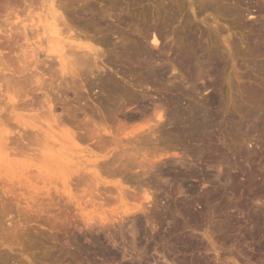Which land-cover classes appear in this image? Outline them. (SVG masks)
<instances>
[{
	"label": "rangeland",
	"instance_id": "rangeland-1",
	"mask_svg": "<svg viewBox=\"0 0 264 264\" xmlns=\"http://www.w3.org/2000/svg\"><path fill=\"white\" fill-rule=\"evenodd\" d=\"M69 1H54L66 20L60 29L64 26L67 33L62 29L61 36L54 38L44 27L42 48L38 50L43 53L36 62L30 17L37 1L35 5L32 0L17 1L14 11H8L15 17L0 13L1 21L12 20L11 26L8 21L0 23V30L8 25L2 29H7L6 34L3 31L0 35L6 39L16 34L12 36L16 41L7 38L12 39L13 49L6 50L11 45L7 39L5 51L0 48L7 60L0 57V64H9L7 69L0 65V141L5 145L11 142L1 147L9 151L0 152V207L7 213L3 215L0 208V219L4 218L0 220V234L5 237L0 235V252L11 258L8 264L15 260L16 264H264V0ZM161 33L155 48L152 35ZM73 38L102 54L96 63L103 68L100 72L92 60L89 66H82L85 62L75 68V55L72 57L68 49L75 43ZM143 38L147 39L144 51L138 47ZM193 44L200 59L194 66L196 80L190 82L187 74L175 67L174 55L178 47L191 48ZM133 55L151 68L171 63L168 74L154 77L157 83L149 80L146 84V70L131 62ZM202 61L214 69L210 78L205 76ZM49 68L55 71L47 73ZM71 69H77L79 75L69 73ZM57 72L59 76L54 75ZM65 76L70 82L63 79ZM73 78L76 82L71 81ZM211 94L218 102L210 108L205 97ZM189 104L216 115L213 131L197 134L198 141L183 134L181 137L171 124L179 119L178 130L192 129ZM156 108L165 116L163 121L171 125L161 126L162 121L157 125L159 121L153 116ZM84 129H88L89 137ZM39 132L42 136L37 135ZM210 133L220 150L201 140ZM119 139L131 143L120 145ZM122 154L133 162L124 161ZM166 168L174 170L170 175L172 179L176 176L173 181L164 176ZM185 169L201 176L182 181L178 174ZM172 189L180 194L170 193ZM20 192L26 193L25 197ZM146 192L149 205L143 201ZM34 199L39 213H35ZM139 220L144 224L140 226Z\"/></svg>",
	"mask_w": 264,
	"mask_h": 264
},
{
	"label": "bare ground",
	"instance_id": "bare-ground-1",
	"mask_svg": "<svg viewBox=\"0 0 264 264\" xmlns=\"http://www.w3.org/2000/svg\"><path fill=\"white\" fill-rule=\"evenodd\" d=\"M17 1H19V0H0V13H1V15H2V13H5L4 14V16H8L9 15V17L11 16V15H13L14 16V14L12 13L11 15H10V13H8V11L9 12H11L12 10L14 11V6H16L17 5ZM29 1H31V0H29ZM28 0H27V2H29ZM35 1H37V4H36V2H35V4H34V0H32V4H34L35 6L33 7L32 5H31V3L29 4V6L31 5L33 8H35L32 12H33V14H32V16L30 17V18H32V19H30V20H32V25H31V27L30 26H27V30L29 29L28 27H30L32 30V40H35V46L34 47H36L35 49H34V52L36 53L34 56L36 57V59H35V62L36 61H38L37 59H39L40 57H41V55H42V51H38V50H40V48H42V37H41V33H42V29L45 27V30H48L51 34H52V37H60L61 36V32H62V29L64 28V26L60 29V26H62V25H60L61 23H63V25H65V18L63 19V17L61 16V14H60V12L58 11V9L60 10L61 8H56L55 7V5L56 4H58V3H60V2H58L59 0H57V2H56V4L54 5V1L55 0H35ZM62 1V0H61ZM69 1V0H68ZM79 1V0H78ZM84 1V0H83ZM23 2V1H22ZM26 2V1H25ZM65 2H67V1H65ZM64 3V2H63ZM68 3V2H67ZM69 4H70V1H69ZM24 5V3L22 4V6ZM61 5V4H60ZM28 6V5H27ZM28 6V7H29ZM57 6V5H56ZM62 6V5H61ZM60 6V7H61ZM65 6V5H64ZM64 6H62V7H64ZM59 7V6H58ZM17 8H19V7H17ZM32 8V9H33ZM28 9V8H27ZM26 9V10H27ZM63 9V8H62ZM66 9V8H65ZM24 10H25V8H24ZM64 10V9H63ZM6 11V12H5ZM15 11H16V8H15ZM62 11V10H61ZM19 12V11H18ZM49 12V13H48ZM63 12V11H62ZM61 12V13H62ZM8 15H7V14ZM15 13V12H14ZM64 13V12H63ZM16 15H18V14H16ZM3 16V17H4ZM12 16V17H13ZM2 16H0V18H1ZM15 17V16H14ZM17 17V16H16ZM7 18V17H6ZM1 19H3V18H1ZM8 20H9V18H8ZM8 20H0L1 22L0 23H2L3 21L4 22H7ZM65 20V21H64ZM12 21V20H11ZM11 21H8V23L7 24H10L9 22H11ZM4 22L2 23V24H4ZM13 23V22H12ZM6 24V23H5ZM13 25V24H12ZM5 26V25H4ZM8 26V25H7ZM7 26H5V27H1L2 29L3 28H7ZM10 26H11V24H10ZM15 27H17L16 25H15ZM15 27H13V28H15ZM2 29L0 30V33H2L3 31V33H5L6 34V32H5V30H7V29H5V30H3L2 31ZM18 30H21V28L19 29V27L17 28ZM16 29V30H17ZM25 30H26V27L24 28ZM23 29V30H24ZM16 30H14L15 31V33H16ZM23 30H21V31H23ZM30 30V29H29ZM70 30V29H69ZM12 31V32H11ZM20 31V32H21ZM65 31V33H67L66 32V30L65 29H63V32ZM67 31H68V29H67ZM10 34L11 33H13V29H10ZM29 32V31H28ZM27 33V32H26ZM30 34H31V32H29ZM44 33V32H43ZM42 33V34H43ZM47 33V32H46ZM17 34H18V32H17ZM48 34V33H47ZM14 35H16V34H12V36H14ZM22 35H23V33H22ZM28 35V34H27ZM65 35V34H64ZM68 35V34H67ZM12 36H10V38H13ZM20 36V35H19ZM47 36V35H46ZM69 36H70V34H69ZM68 36V37H69ZM75 36V35H74ZM1 35H0V40H1ZM16 37V36H15ZM18 37V36H17ZM24 37H26L25 35H24ZM44 37V36H43ZM65 37V36H64ZM76 37V36H75ZM82 37V36H81ZM143 37V36H142ZM160 37H162V33H161V35H159V36H157L156 34H153L152 35V38H151V42H152V45L156 48L157 46H158V41H159V38ZM2 38H4V40H3V43H0V48H1V50H4L5 49V44H4V41H6V39L7 38H9V36H7V38L5 39V36L4 37H2ZM9 38V39H10ZM27 38V37H26ZM77 38V37H76ZM78 38H79V36H78ZM18 39V38H17ZM49 39V38H48ZM69 39V38H68ZM70 39H71V37H70ZM69 39V40H70ZM13 40H14V38H13ZM50 40V39H49ZM51 40H53V39H51ZM66 40H67V37H66ZM72 40V39H71ZM73 40H74V38H73ZM86 40V39H85ZM150 40V39H149ZM7 41H8V39H7ZM6 41V42H7ZM14 41H16V40H14ZM48 41V40H47ZM54 41V40H53ZM75 41V40H74ZM78 41V40H77ZM77 41H75V43L74 44H72V45H70L69 47H68V49H70V54L72 55V57L75 55V57L73 58L74 59V61L72 62L73 64H75L76 65V67H75V65H74V67L75 68H77V67H79L80 65H82L83 63H85V62H87V63H85L84 65H82V66H85V65H87V66H89V64L91 63H88L89 62V60H92L93 62H92V65H93V63H94V65H95V67L98 69L97 71H99V69H100V67H97V61L100 59V56L99 55H102V54H98V51H96V48H94L93 46H90V45H88V44H84V43H81V42H77ZM137 41H138V39H137ZM146 41H147V39H142L140 42H138V47H139V49L140 50H142V51H144V50H146L147 48V43H146ZM9 42V44H11V45H9L7 48H6V50H11V47H12V49H13V46L14 45H12V44H14V43H11L12 42V39H11V42H10V40L8 41ZM7 42V43H8ZM19 42V41H18ZM38 42V43H37ZM49 42V41H48ZM57 42V41H56ZM50 43V42H49ZM48 43V44H49ZM52 43V42H51ZM60 43V42H59ZM63 43V42H62ZM4 44V45H3ZM68 44V43H67ZM17 45V44H16ZM34 44H32V46H33ZM148 46H149V44H148ZM262 46V45H261ZM4 47V48H3ZM17 47V46H16ZM15 47V48H16ZM34 47H32V48H34ZM67 47V46H66ZM159 47V46H158ZM257 47H259L258 46V44H257ZM3 48V49H2ZM9 48V49H8ZM46 48V47H45ZM48 48V47H47ZM46 48V49H47ZM62 48V47H61ZM137 48V47H136ZM198 48V47H197ZM196 47H195V44H193V45H191V48H181V47H178L177 48V50H176V53H175V67L176 68H178L183 74H187V79H188V81H190V82H194V80H196V72L194 71V66L196 65V63H198L197 62V60L198 59H200V56L198 57L197 55H198V53H199V50L197 49ZM259 48H261V47H259ZM46 49H45V51H46ZM49 49V48H48ZM47 49V50H48ZM135 49V48H134ZM138 49V50H139ZM151 49V48H150ZM158 49V48H157ZM138 50H136V51H138ZM259 50V49H258ZM5 51V50H4ZM13 51V50H12ZM11 51V52H12ZM33 51V50H32ZM76 51V52H75ZM152 51H154V50H152ZM151 51V52H152ZM160 51H163V50H160ZM2 52V51H1ZM10 52V51H9ZM9 52H8V54H9ZM66 52H67V54H69L68 53V51L66 50ZM4 53V52H3ZM3 53H2V55H3ZM13 53V52H12ZM12 53H10V54H12ZM33 53V52H32ZM46 53V52H45ZM139 53V52H138ZM163 53V52H162ZM8 54L6 55L5 54V56L6 57H8ZM34 54V53H33ZM74 54V55H73ZM133 54V53H132ZM134 54H135V50H134ZM140 54V53H139ZM152 54H153V52H152ZM152 54H150V55H152ZM46 55V54H45ZM130 55H131V52H130ZM137 55V54H136ZM143 55V54H142ZM160 55V54H159ZM10 56V55H9ZM61 56H63V55H61L60 54V64H61V68L62 69H64V68H66L65 66H63L64 65V61L62 60V57ZM67 56V55H66ZM135 55H133L132 56V58H130V60H131V62L132 63H135V64H137V66L139 67V68H141V69H145L146 70V73H147V75H145V76H147L146 78L148 79H146L145 77V81H146V84H147V81H148V83H149V80H150V82H155L154 80H153V78L154 77H157L158 78V76L159 75H161V76H165L166 74H168V68H169V65L171 64V63H169V65H168V67L166 66L167 64L165 63L164 65H160V67L159 68H151V66L149 67H147V64L146 63H144V61L142 60V61H139L138 59L136 60L135 59V57H134ZM140 56V55H139ZM138 55H137V57H139ZM144 56V55H143ZM142 56V57H143ZM161 56V55H160ZM0 57H3L4 58V56H1V54H0ZM33 57V56H32ZM102 57V56H101ZM136 57V58H137ZM154 57H155V55H154ZM11 58V57H10ZM47 58H49V56L47 57ZM50 58H51V56H50ZM54 58V57H53ZM56 58V57H55ZM145 58V57H144ZM153 58V57H152ZM152 58H149V59H152ZM156 58V57H155ZM162 58V57H161ZM34 59V57L32 58V60ZM140 59V58H139ZM159 59V58H158ZM4 60L5 61H7L5 58H4ZM3 60V61H4ZM9 60H11V59H9ZM8 60V61H9ZM49 60V59H48ZM54 60L55 59H52L51 61H53V63H54ZM126 60H127V58H126ZM43 61V60H42ZM41 61V62H42ZM70 61V60H69ZM128 61V60H127ZM137 61H139V62H137ZM199 61V60H198ZM1 62H2V60H1ZM0 62V63H1ZM33 62V61H32ZM40 62V61H39ZM44 62V61H43ZM46 62V61H45ZM45 62H44V64H45ZM65 62H68V61H65ZM129 62V61H128ZM127 62V63H128ZM203 62V63H202ZM201 63V65L204 67V69H205V76L206 77H211L213 74H214V69H212V68H210V67H208L209 66V60H208V63H207V61H202ZM212 62V61H211ZM214 62V61H213ZM7 62H5V64H6ZM49 63V65H50V61L48 62ZM70 63V62H69ZM68 63V64H69ZM79 63V64H78ZM97 63V64H96ZM5 64H3L4 65V69H7V68H9V66H7V65H9V64H7L6 66H5ZM40 64H42V63H40ZM43 64V65H44ZM52 64V63H51ZM58 64V63H57ZM67 64V63H66ZM78 64V65H77ZM134 64V65H135ZM199 64V63H198ZM1 65V64H0ZM3 65H1V66H3ZM54 66H55V64H53ZM52 65V66H53ZM148 65H150V64H148ZM208 65V66H207ZM215 65V64H214ZM38 66V65H37ZM53 66V67H54ZM69 66V65H68ZM71 66H72V64H71ZM43 67V66H42ZM45 67V66H44ZM56 67V66H55ZM130 67V66H129ZM46 68H47V66H46ZM73 68V67H72ZM81 68H83V67H81ZM80 68V69H81ZM85 68V67H84ZM83 68V69H84ZM216 68V67H215ZM48 69V68H47ZM53 68H51V71H52V73H53V71H55L54 69L52 70ZM57 69V68H56ZM69 69H70V67H69ZM74 69V68H73ZM92 69V68H91ZM101 69H103V68H101ZM100 69V70H101ZM174 69V68H173ZM89 70V69H88ZM48 71H50V68H49V70H47V73H48ZM51 71L49 72L50 74H51ZM56 71H58V69L56 70ZM70 71H72V72H69V73H73L72 75H79V74H76V71H77V69L74 71V70H70ZM79 71V70H78ZM85 71H87V69L85 70ZM94 71V70H93ZM92 71V72H93ZM175 71V70H174ZM58 72H60V71H58ZM58 72L57 73H54V75L55 74H57L58 75ZM89 72H90V70H89ZM100 72V71H99ZM44 73V72H43ZM64 73V72H63ZM66 73V72H65ZM85 73L86 72H82V74H83V76H85ZM145 73V72H144ZM32 74H35V77L37 76V74L36 73H32ZM44 75V74H43ZM46 75V74H45ZM49 75V74H48ZM53 75V74H52ZM51 75V76H52ZM65 75V74H64ZM68 74H66V76H67ZM33 76V75H32ZM50 76V77H51ZM59 76V75H58ZM66 76L63 78V79H65L66 78ZM76 76V77H77ZM82 76V75H81ZM43 77V76H42ZM54 77H56V76H54ZM68 77V76H67ZM79 78V77H78ZM78 78H77V80H78ZM108 78V77H107ZM9 79H10V77H9ZM35 79V78H34ZM63 79H62V81H63ZM71 79V78H70ZM80 79V78H79ZM86 79H88V77L86 78ZM163 79V78H162ZM3 80H5L4 79V77H3ZM11 80V79H10ZM43 80H44V78H43ZM66 81H67V79H65ZM75 81V79L73 78L71 81ZM90 80V79H89ZM158 80V79H157ZM45 81V80H44ZM69 81V80H68ZM67 81V82H68ZM84 81V80H83ZM88 81V80H87ZM86 81V82H87ZM105 81V80H104ZM160 81V80H159ZM6 82V81H5ZM33 82V81H32ZM67 82H66V85H67V89H68V84H67ZM70 82V81H69ZM76 82V81H75ZM81 83H82V81H80ZM112 82V81H111ZM161 82V81H160ZM0 83H1V81H0ZM9 83H10V81H9ZM45 83V82H44ZM89 83H91V82H89ZM155 83H157V82H155ZM64 84H65V82H64ZM76 84V83H75ZM193 84V83H192ZM6 85V84H5ZM5 85H4V88H5ZM11 85V84H10ZM33 85H34V83H33ZM37 85V84H36ZM44 86H45V84H43ZM48 85V84H47ZM46 85V86H47ZM73 85V84H72ZM80 85V84H79ZM85 85H87V84H85ZM154 85V84H153ZM32 86V85H31ZM30 86V87H31ZM77 86V85H76ZM75 86V87H76ZM109 86V85H108ZM155 86V85H154ZM194 86H196L195 85V83H194ZM26 87H28V86H26ZM60 87H62V86H60ZM69 87H71V85L69 86ZM105 87H106V85H105ZM177 87V86H176ZM3 88V87H2ZM23 88V87H22ZM25 88V87H24ZM34 88H35V85H34ZM33 88V89H34ZM36 88H37V86H36ZM48 88V87H47ZM66 88V87H65ZM72 88H74L73 86H72ZM83 88V87H82ZM85 88V87H84ZM110 88V87H109ZM174 88H175V86H174ZM195 88V90H196V87H194ZM198 88V87H197ZM12 89V88H11ZM38 89H40L39 87H38ZM70 89V88H69ZM75 89V88H74ZM181 89V88H180ZM3 90V89H2ZM1 90V91H2ZM6 90H8V89H6ZM36 90V89H35ZM62 90H63V87H62ZM65 90V89H64ZM125 90V89H124ZM172 90V89H171ZM170 90V91H171ZM176 90V89H175ZM177 90H179V88L177 89ZM9 91V90H8ZM26 92L28 91V89L27 90H25ZM24 91V92H25ZM38 91V90H37ZM43 91V90H42ZM74 91H76V89L74 90ZM78 91V90H77ZM3 92V91H2ZM36 92V91H35ZM79 92H81V90L79 91ZM125 92V91H124ZM128 92V91H127ZM176 92V91H175ZM180 92V91H179ZM6 92L4 91V93L3 94H5ZM38 93V92H37ZM36 93V94H37ZM84 93V92H83ZM35 94V95H36ZM41 94V93H40ZM127 94V93H126ZM7 95V94H6ZM12 95V94H11ZM41 95H43V94H41ZM77 95V94H76ZM129 95V94H128ZM135 95V94H134ZM210 95V94H209ZM214 95V94H213ZM212 94H211V96H207V97H205L206 98V101H207V105H209V107L211 108V106L212 107H214V106H216L215 104L218 102V99L216 98V96L214 95L213 96ZM46 96V95H45ZM48 96V95H47ZM82 96H83V94H82ZM84 96H85V94H84ZM131 96H133L132 94H131ZM5 97V96H4ZM30 98V97H29ZM43 97H41V99H42ZM84 98V97H83ZM136 99H137V97H135ZM18 99V98H17ZM26 99V98H25ZM32 99H34V101H35V98H32ZM44 99V98H43ZM89 99V98H88ZM139 99V98H138ZM138 99H137V101H138ZM174 99V98H173ZM6 100V99H5ZM40 100V99H39ZM47 99L45 98V100H43L44 102L46 101ZM178 100V99H177ZM7 101V100H6ZM20 102H21V100H19ZM19 101H18V103H19ZM31 101V100H30ZM49 101V100H48ZM52 101V100H51ZM16 102V101H15ZM26 102V101H25ZM170 102V101H169ZM176 102V101H175ZM33 103V102H32ZM35 103V102H34ZM33 103V104H34ZM38 103V102H37ZM40 103H41V101H40ZM46 103H48V102H46ZM52 103V102H51ZM12 104V103H11ZM15 104V103H14ZM24 105H25V103H23ZM33 104L31 105H27L28 107H30V109H31V106H33ZM42 104H43V102H42ZM171 104H172V102H171ZM6 105H9V104H6ZM41 105V104H40ZM44 105V104H43ZM49 105V104H48ZM190 105V104H189ZM206 105V104H205ZM214 105V106H213ZM3 106V105H2ZM2 106H0V108H2ZM5 106V105H4ZM26 106V107H27ZM46 106V107H45ZM44 106V108H47L48 109V107H47V105H45ZM50 106V105H49ZM6 107H8V106H6ZM12 107V106H11ZM21 107V106H20ZM26 107H24V108H26ZM156 107H160L159 106V104L158 105H156ZM188 107V106H187ZM186 107V108H187ZM16 108V107H15ZM23 108V110H25ZM34 108L36 109V106H34ZM54 108V107H53ZM185 108V109H186ZM5 109H7V108H4V111H5ZM30 109L28 108V110L30 111ZM33 109V108H32ZM31 109V110H32ZM38 110H39V108H37ZM36 109V110H37ZM42 109V108H41ZM49 109H50V107H49ZM161 109V108H160ZM13 110H14V108H13ZM20 110H22V109H20ZM27 110V111H28ZM35 110V111H36ZM37 110V111H38ZM43 110H45V109H43ZM67 110H68V108H67ZM142 110H143V108H142ZM188 110V114H190L191 116H192V118H193V123H191V124H193V126H192V129H190V131L189 132H186V131H180V130H178V129H180V123L178 122V120H175V121H173L171 124H173L174 125V127L176 128V130L179 132V134L181 133V137L184 135L185 136V138L187 137V138H189V140L190 139H193L195 136H197V134H199V136L202 134V133H205L206 131L207 132H209L211 129H212V126H211V124H212V121L214 120V118H216V115H215V113H213V112H211V111H208V110H205V111H200L199 110V108L198 109H195V108H193V107H191V105H190V107L187 109ZM187 110H185V111H187ZM7 111V110H6ZM45 111H47V110H45ZM69 111V110H68ZM67 111V112H68ZM149 111V110H148ZM1 112V111H0ZM53 112H55V111H53ZM70 112V111H69ZM161 112L162 111H159V109H157L156 108V111L154 110L153 111V113L151 112V114H153V116L156 118V121L158 120L159 122H158V124L157 125H160L161 124V126H165L166 125V123H167V125L168 124H170V121L169 122H167V121H163L164 119H163V117H165V116H163V113L161 114ZM182 112V111H181ZM215 112V111H214ZM150 113V112H149ZM185 113V112H184ZM187 113V112H186ZM47 114H48V112H47ZM145 114V113H144ZM144 114H140V116L141 115H143L144 116ZM150 114V115H151ZM40 115V114H39ZM149 115V116H150ZM168 115V114H167ZM179 115V114H178ZM148 116V117H149ZM152 116V117H153ZM3 117V116H2ZM11 117V116H10ZM36 117V116H35ZM185 117V116H184ZM8 118V117H7ZM13 118V117H12ZM57 118V117H56ZM142 118V117H141ZM146 118V117H145ZM189 118V117H188ZM187 118V119H188ZM1 119V118H0ZM9 119V118H8ZM59 119V118H58ZM60 119H61V117H60ZM63 119V118H62ZM166 119V118H165ZM172 119V118H171ZM186 119V118H185ZM190 119V118H189ZM53 120V119H52ZM173 120H174V118H173ZM216 120V119H215ZM148 121V120H147ZM162 121V123H160ZM189 121V120H188ZM190 121H191V119H190ZM180 122H181V120H180ZM58 123V122H57ZM61 123V122H60ZM160 123V124H159ZM56 124V123H55ZM150 124V123H149ZM156 124V123H155ZM170 124V125H171ZM182 124V123H181ZM189 124V123H188ZM59 126L61 125V124H58ZM190 125V124H189ZM151 126V125H150ZM85 127V126H84ZM155 127V126H154ZM56 128V127H55ZM86 128V127H85ZM149 128V127H148ZM161 128V127H160ZM47 129V128H46ZM126 129V128H125ZM150 129V128H149ZM151 129H152V127H151ZM214 129H216V128H214ZM57 130H58V128H57ZM84 130H86V129H84ZM88 130V129H87ZM87 130H86V133H87V135L89 134V131L87 132ZM121 130H123V128L121 129ZM102 131V130H101ZM104 131V130H103ZM146 131V130H145ZM212 131H213V129H212ZM105 132V131H104ZM123 132H124V130H123ZM122 131H121V133H123ZM146 132H148V131H146ZM152 132V131H151ZM154 132V131H153ZM156 132V131H155ZM158 132V131H157ZM178 132H177V134H178ZM206 132V133H207ZM40 133H42V132H39V133H37V135L38 134H40ZM52 133V132H51ZM71 133H73V132H71ZM92 133V132H91ZM102 133V132H101ZM32 134V133H31ZM34 134V133H33ZM150 134V133H149ZM183 134V135H182ZM36 135V136H37ZM41 136H42V134H40ZM215 135V134H214ZM23 136V135H22ZM39 136V135H38ZM75 136V135H74ZM94 136H95V134H94ZM94 136H90L91 138L93 137L94 138ZM102 137L104 136V135H101ZM134 136V135H133ZM138 136V135H137ZM136 136V138H137V140H139L138 139V137ZM199 136L197 137L198 139H199ZM72 137V136H71ZM88 137H89V135H88ZM101 137V138H102ZM135 137V136H134ZM144 137V136H143ZM146 137V136H145ZM59 138V137H58ZM73 138V137H72ZM78 138H79V136H78ZM86 138V137H85ZM100 138V140H102ZM130 138L131 137H129V139L128 140H130ZM147 138H148V136H147ZM150 138V137H149ZM196 138V137H195ZM196 138V139H197ZM17 139V138H16ZM47 139V138H46ZM89 139V138H88ZM98 139H99V137H98ZM126 139V138H125ZM123 140V142L124 141H126V140ZM132 139H134V138H132ZM146 139V138H145ZM198 139H197V141H198ZM10 140V139H9ZM12 140V139H11ZM61 140V139H60ZM71 140V139H70ZM84 140V139H83ZM91 140V139H90ZM93 140V139H92ZM104 140H106V139H104ZM136 140V139H135ZM134 140V141H135ZM142 140V139H141ZM148 140V139H147ZM146 140V141H147ZM151 140V139H150ZM195 140V139H194ZM200 140V139H199ZM201 140L205 143V142H208L207 143V145L206 146H208V147H210L211 149L213 148H216L217 150H220L219 148H218V146L216 145V143H215V141H213V137L211 136V133H210V135L207 137V139L205 138H203V137H201ZM207 140V141H206ZM12 141H15V139L14 140H12ZM64 141V140H63ZM89 141V140H88ZM108 141V140H107ZM106 141V142H107ZM110 141V140H109ZM109 141H108V143H109ZM119 143H120V145L123 143H121V139H119ZM201 141V142H202ZM9 142V141H8ZM7 142V143H8ZM48 142V141H47ZM100 142V141H99ZM102 142H103V140H102ZM117 142H118V140H117ZM127 142V141H126ZM125 142V143H126ZM130 141H128L127 143H129ZM132 142H133V140H132ZM138 142V141H137ZM141 142V141H140ZM188 142V141H187ZM2 142L0 141V144H1ZM9 143H11V142H9ZM8 143V144H9ZM15 143H17V142H14L13 144H15ZM20 143V142H19ZM68 143V142H67ZM101 143V142H100ZM99 143V144H100ZM124 143V144H125ZM131 143V142H130ZM143 143H146L145 142V140H144V142ZM3 144L4 143H2V145H0V148L1 147H3ZM8 144H6V145H8ZM45 144V143H44ZM115 144V146H117L118 144L115 142L114 143ZM148 144V143H147ZM5 144H4V147L6 146ZM10 145H12V144H10ZM71 145V144H70ZM101 145V144H100ZM104 145V144H103ZM107 145H109V144H107ZM15 146V145H14ZM53 146H55V145H53ZM109 146H111V145H109ZM7 147V146H6ZM10 150H11V148L10 147H8ZM54 148H56V146L54 147ZM130 148V147H129ZM15 149V148H14ZM124 149V148H123ZM128 149V148H127ZM133 149V148H132ZM122 150V149H121ZM125 150H126V148H125ZM137 150V149H136ZM222 150V149H221ZM6 152V151H9L8 149L7 150H5V148H4V150H3V148H1V153L2 152ZM134 151V150H133ZM4 152V153H5ZM131 153H132V151H130ZM129 152V153H130ZM143 152V151H142ZM131 153H130V156H131ZM202 153V152H201ZM9 154H11V152L9 153ZM116 154V153H115ZM200 154V153H199ZM204 154H206V152L204 153ZM7 155V154H6ZM124 155H126V154H124ZM136 155V154H135ZM134 155V156H135ZM142 155H143V153H142ZM141 155V156H142ZM201 155V154H200ZM223 155V154H222ZM116 156H117V154H116ZM118 156H119V154H118ZM122 156H123V154H122ZM129 156V155H128ZM138 156V155H137ZM205 156V155H204ZM209 156V155H208ZM207 156V157H208ZM120 157H121V155H120ZM124 157V159H125V157L126 156H123ZM122 157V158H123ZM132 157V156H131ZM130 157V158H131ZM206 157V156H205ZM209 157H212V156H209ZM231 157V156H230ZM116 158V157H115ZM137 158V157H136ZM128 158H126L124 161H128L127 160ZM144 159V158H143ZM207 160L208 161V158L206 159V158H202V160ZM210 159V158H209ZM146 160V159H145ZM151 160V159H150ZM213 160V159H212ZM215 160V159H214ZM119 161V160H118ZM130 161V160H129ZM153 161V160H152ZM131 163L133 162L132 160L130 161ZM145 162V161H144ZM149 162V161H148ZM151 162V161H150ZM162 163V162H161ZM170 163H172V162H170ZM203 163H204V161H203ZM140 164V163H139ZM165 164V163H164ZM166 164H167V162H166ZM237 164V163H236ZM170 165V164H169ZM173 165V164H172ZM175 165V164H174ZM134 166H136L135 164H134ZM153 166V165H152ZM182 166V165H181ZM128 167V166H127ZM137 167V166H136ZM154 168V167H153ZM192 168V167H191ZM131 169V168H130ZM137 169V168H136ZM140 169V168H139ZM142 169V168H141ZM145 169H147V168H145ZM145 169H142V170H145ZM161 169V168H160ZM193 169V168H192ZM191 169V170H192ZM229 169V168H228ZM231 169V168H230ZM229 169V170H230ZM141 170V171H142ZM177 170V169H176ZM187 170L188 171H190L188 168H187ZM195 170H196V168H195ZM151 171V170H150ZM179 171V170H178ZM178 171H177V173H178ZM184 171V170H183ZM181 172V171H179L180 173L178 174V176H180L181 177V180L183 181V180H186V179H189V178H191L192 177V175H195V176H198V177H200L201 176V174H200V176L199 175H197V173L195 174V171L194 172H189V173H187L186 172V169H185V172ZM125 172V171H124ZM129 172V171H128ZM149 172V171H148ZM229 172V171H228ZM232 172V171H231ZM142 173V172H141ZM146 173V172H145ZM160 173V172H159ZM163 173H164V176L165 175H167V176H170V175H172V173H174V170H173V172L171 171V169L170 168H166V170H163ZM209 173V172H208ZM207 173V174H208ZM225 173V172H224ZM161 174V173H160ZM199 174V173H198ZM216 174H218V173H216ZM237 174V173H236ZM153 175V174H152ZM175 175V174H174ZM203 175V174H202ZM206 175V174H205ZM225 175H226V173H225ZM232 175H233V173H232ZM160 176V175H159ZM163 176V177H164ZM166 176V177H167ZM177 176V177H178ZM227 176H228V174H227ZM218 177V175L216 176V178ZM170 178H171V180L173 181V179H175L176 178V176H175V178H174V176H173V179H172V177L170 176ZM227 178H229V177H227ZM231 178V177H230ZM234 178V177H233ZM198 179V178H197ZM164 180V179H163ZM168 180V179H167ZM190 180V179H189ZM219 180V179H218ZM230 180V179H229ZM175 181V180H174ZM177 181V180H176ZM178 181H179V179H178ZM2 183V182H1ZM6 182H4V184H3V186L5 187V184ZM8 183V182H7ZM15 183V182H14ZM28 183V182H27ZM26 183V184H27ZM16 184V183H15ZM15 184L13 185L14 187H15ZM21 184H23V183H21ZM179 184V183H178ZM12 185H9V186H12ZM17 186V185H16ZM22 186V185H21ZM120 186V185H119ZM13 187V188H14ZM18 187V186H17ZM25 187V186H24ZM30 187V186H29ZM10 188H12V187H10ZM9 187H8V189H10ZM35 188V187H34ZM169 188H170V186H169ZM7 189V190H8ZM22 189V188H21ZM191 189V188H190ZM4 190V189H3ZM11 190V189H10ZM14 190H16L17 191V188H14ZM13 190V191H14ZM31 190V189H30ZM29 190V191H30ZM33 190H36V189H33ZM176 190H179V189H176ZM12 191V190H11ZM16 191H14V192H16ZM27 191V190H26ZM120 191V190H119ZM122 191V190H121ZM120 191V192H121ZM146 191V190H145ZM144 191V192H145ZM180 191V190H179ZM9 192V191H8ZM18 193H19V190L17 191ZM16 192V193H17ZM23 192V191H22ZM31 192V191H30ZM33 192V191H32ZM124 192V191H123ZM176 193V191H174V189H172V190H170V193ZM13 193V192H12ZM21 193V192H20ZM28 193V192H27ZM36 192H34V194H35ZM9 194V193H8ZM15 194V193H14ZM22 195L21 196H23V194H26V193H21ZM36 194H38V193H36ZM35 194V195H36ZM117 194V193H116ZM122 194V193H121ZM125 194V193H124ZM178 193H176L175 195H177ZM179 194H180V192H179ZM178 194V195H179ZM15 195H17V194H15ZM29 195V194H28ZM4 196V195H3ZM3 196H2V198H3ZM11 196V195H10ZM20 196V195H19ZM21 196H20V198H21ZM27 196V195H26ZM29 196H32V194L31 195H29ZM28 196V197H29ZM132 196V195H131ZM141 196V195H140ZM144 196H145V199H143V201H145V200H147V203H148V205H149V202L150 201H148L149 199H150V196H149V194H147V192L144 194ZM8 197V196H7ZM6 197V198H7ZM14 197V196H13ZM23 197H25V196H23ZM22 197V199H24ZM171 197V196H170ZM1 198V199H2ZM31 198V197H30ZM35 198V197H34ZM134 198V197H133ZM142 198V197H141ZM4 199V198H3ZM2 199V200H3ZM6 200V199H5ZM9 200L12 202V200L9 198ZM16 199H14L13 201H15ZM24 200H26V199H24ZM136 200H137V198H136ZM139 200V199H138ZM142 200V199H141ZM19 201H21V200H19ZM18 201V202H19ZM33 202L35 201V199L34 200H32ZM2 202V201H1ZM6 201H3V203H5ZM16 202H17V200H16ZM152 202V201H151ZM7 203H8V201H7ZM10 203V202H9ZM15 203V202H14ZM23 203V202H22ZM140 203V202H139ZM138 203V204H139ZM12 204V203H11ZM21 204V203H20ZM25 204V203H24ZM27 204V203H26ZM35 204H38V203H36V201L33 203V205H34V208H36V211L37 212H35V213H39L38 212V209L40 210V208H37L39 205H37V207L35 206ZM40 204V203H39ZM123 204V203H122ZM127 204V203H126ZM137 204V203H136ZM142 204H144V203H142ZM4 205V204H3ZM28 205V204H27ZM135 205V204H134ZM144 205H146V204H144ZM152 205V204H151ZM2 206V205H1ZM8 206V205H7ZM6 206V207H7ZM10 206V205H9ZM13 206V205H12ZM11 206V207H12ZM21 206V205H20ZM29 206V205H28ZM138 205H136V207L135 208H138L137 207ZM143 206V205H142ZM142 206H140V207H142ZM191 206V205H190ZM10 207V208H11ZM133 207V206H132ZM146 207V206H145ZM1 208V207H0ZM13 208V207H12ZM18 208V207H17ZM34 208H32V210L34 211L35 209ZM128 208V207H127ZM134 208V207H133ZM5 209V211H6V209L7 208H4ZM144 209V208H143ZM1 210H2V208H1ZM127 210V209H126ZM130 210H131V208H130ZM137 210V209H136ZM156 210V209H155ZM43 211V210H42ZM129 211V210H128ZM127 211V212H128ZM133 211V210H132ZM139 211H141V209H139ZM143 211V210H142ZM3 212V210L1 211V213ZM41 212V211H40ZM82 212V211H81ZM120 212V211H119ZM152 212V211H151ZM157 212V211H156ZM8 213H10V210H9V212ZM117 213V212H116ZM137 213V212H136ZM3 215L4 214H7V213H2ZM132 214V213H131ZM130 214V215H131ZM143 214V213H142ZM1 215V214H0ZM84 215V214H83ZM99 215V214H98ZM102 215V214H101ZM126 215V214H125ZM154 215V214H153ZM262 215V214H261ZM5 217V216H4ZM89 217V216H88ZM127 217V216H126ZM109 218V217H108ZM113 218V217H112ZM134 218H136V217H134ZM139 219H140V217H138ZM2 219H4V218H2ZM2 219H0V220H2ZM119 219H121V218H119ZM118 219V220H119ZM129 219V218H128ZM132 219V218H131ZM149 219V218H148ZM83 220H85V219H83ZM108 220V219H107ZM111 220V219H110ZM115 220H116V218H115ZM3 221V220H2ZM8 221V220H7ZM6 221V222H7ZM88 221V220H87ZM135 221V220H134ZM144 220H139V223L138 224H140V226H141V224H144V223H142ZM146 222H149L147 219L145 220ZM5 222V221H4ZM145 222V223H146ZM156 222V221H155ZM155 222H153V223H155ZM150 223V222H149ZM152 223V224H153ZM177 223V222H176ZM1 224H2V222H1ZM12 224V223H11ZM135 224V223H134ZM148 224V223H147ZM146 224V225H147ZM151 224V225H152ZM2 225H4V223L2 224ZM6 225V224H5ZM87 225V224H86ZM136 225V224H135ZM134 225V226H135ZM151 225H150V227H151ZM139 226V227H140ZM11 227H12V225H11ZM10 227V228H11ZM4 228V227H3ZM135 228V227H134ZM133 228V229H134ZM146 228V227H145ZM148 228H149V226L147 225V231H148V233H149V230H148ZM155 228V227H154ZM144 229V228H143ZM151 229H152V227H151ZM150 229V230H151ZM2 231H3V229H1ZM99 230V229H98ZM136 230V229H135ZM135 230H132V232L133 231H135ZM140 230V229H139ZM153 230V229H152ZM151 230V231H152ZM155 230V229H154ZM1 231V232H2ZM4 231L6 232V229H4ZM140 231H142V230H140ZM145 231H146V229H145ZM144 231V232H145ZM102 232V231H101ZM130 232V231H129ZM131 232V233H132ZM7 233V232H6ZM141 233V232H140ZM148 233L146 232V234L148 235ZM151 233V232H150ZM133 234V233H132ZM137 234V233H136ZM139 234V233H138ZM137 234V235H138ZM168 234V233H167ZM1 235V237H2V234H0ZM7 235V234H6ZM145 235V234H144ZM149 235H151V234H149ZM153 235V234H152ZM3 237H4V234H3ZM2 237V238H3ZM136 237V236H135ZM143 237H145V236H143ZM5 238V237H4ZM153 238V237H152ZM108 239V238H107ZM5 240V239H4ZM5 242V241H4ZM4 242H2V243H4ZM93 243V242H92ZM95 243V242H94ZM75 244V243H74ZM136 244V243H135ZM189 244V243H188ZM1 245V244H0ZM183 247V246H182ZM78 249V248H77ZM185 249V248H184ZM95 250V249H94ZM91 251V250H90ZM95 252V251H94ZM1 253V252H0ZM80 253V252H79ZM3 253H1V256H0V263H7L8 264V260H9V262H10V260H11V258H9V259H7V257H9V256H3L2 255ZM112 255V254H111ZM108 260H109V258H108ZM12 261V260H11ZM14 261V260H13ZM16 261V260H15ZM13 262L14 264H16V262ZM196 262V261H195ZM19 263V262H18ZM22 263H24V262H22ZM22 263H20V264H22ZM184 264V263H183ZM197 264V263H196Z\"/></svg>",
	"mask_w": 264,
	"mask_h": 264
}]
</instances>
